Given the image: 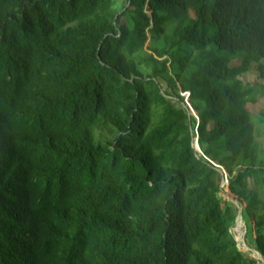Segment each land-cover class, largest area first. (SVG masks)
<instances>
[{"label":"trees","instance_id":"1","mask_svg":"<svg viewBox=\"0 0 264 264\" xmlns=\"http://www.w3.org/2000/svg\"><path fill=\"white\" fill-rule=\"evenodd\" d=\"M115 4L0 0V264L264 258V0Z\"/></svg>","mask_w":264,"mask_h":264},{"label":"rangeland","instance_id":"2","mask_svg":"<svg viewBox=\"0 0 264 264\" xmlns=\"http://www.w3.org/2000/svg\"><path fill=\"white\" fill-rule=\"evenodd\" d=\"M115 8L116 9H121V7L126 3V0H115ZM150 14V12L148 11ZM191 15H193V11L191 10ZM147 44V43H146ZM264 63V60L262 61ZM236 61H233L232 64H236ZM244 82H259V83H264V78L260 76L259 71L257 69V65L253 63L250 67V70L245 73L244 75L241 76ZM182 96H184V105H186L189 108V111L191 112L192 115H194L197 118V114L193 113L188 101H187V95L184 93H180ZM248 109L255 115L254 119L256 121L257 126L260 128V136L258 137V140L260 141L261 145L264 148V120L259 121L258 119L261 118V115H258L259 111H264V96H259L258 101L256 103H249L248 104ZM115 134H112L110 130L106 127H97L96 130V138L98 139H107V138H112L114 137ZM195 150L200 152L198 147H195ZM220 171L224 175V180L226 179V173L223 168H219ZM221 196L224 198L231 199V194H229L228 190L222 189L221 191ZM239 220V221H238ZM236 222V225L234 227V234L236 237H240L241 235V226H242V221L238 219ZM239 226V227H238ZM240 228V231H239ZM244 235V234H243ZM243 235H242V240H243ZM244 241V240H243Z\"/></svg>","mask_w":264,"mask_h":264},{"label":"water","instance_id":"3","mask_svg":"<svg viewBox=\"0 0 264 264\" xmlns=\"http://www.w3.org/2000/svg\"><path fill=\"white\" fill-rule=\"evenodd\" d=\"M184 94L187 95V101H188V93L186 92V93H184ZM189 105H190V104H189ZM190 107H191V106H190ZM191 109H192V107H191ZM192 110H193V109H192ZM193 147H194V149H195V147H198V145H197V141H196V138H194ZM223 182H225L224 179L222 180L221 184H222ZM233 202H234L235 205L237 206V215H236V218H235L234 223H236V221L238 220V218L242 221V226L240 227V228H241V234H240L241 236H240V237H236L234 234H233V236H234V238H235L237 244H239V245H241V246H245V247L248 248V249H253V248L249 247V246H248V245L242 240V235L244 234V221H243V218H242V215H241V209H240L239 203H238L236 200H233Z\"/></svg>","mask_w":264,"mask_h":264},{"label":"built area","instance_id":"4","mask_svg":"<svg viewBox=\"0 0 264 264\" xmlns=\"http://www.w3.org/2000/svg\"><path fill=\"white\" fill-rule=\"evenodd\" d=\"M226 178V176H225ZM228 182L227 178L225 179V182L221 184V186H224ZM238 248L240 250L245 251L249 254V256L253 259L252 264H264V258L261 256V254L255 250V249H248L245 246H241L237 244Z\"/></svg>","mask_w":264,"mask_h":264},{"label":"bare ground","instance_id":"5","mask_svg":"<svg viewBox=\"0 0 264 264\" xmlns=\"http://www.w3.org/2000/svg\"><path fill=\"white\" fill-rule=\"evenodd\" d=\"M239 221V220H238ZM239 227V226H238ZM239 231H240V228H239Z\"/></svg>","mask_w":264,"mask_h":264}]
</instances>
